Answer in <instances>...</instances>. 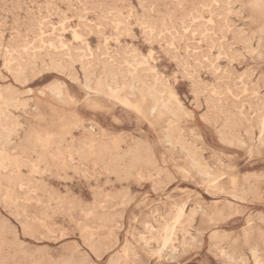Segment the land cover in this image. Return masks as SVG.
<instances>
[{"label": "rangeland", "instance_id": "rangeland-1", "mask_svg": "<svg viewBox=\"0 0 264 264\" xmlns=\"http://www.w3.org/2000/svg\"><path fill=\"white\" fill-rule=\"evenodd\" d=\"M9 1L8 4L5 0H0V35L6 32L5 36L4 34L0 36V92L10 90L16 92L17 100L25 102L27 106L7 109L17 117L22 126L18 127L17 133L12 137L13 142L20 148L0 154V160L8 156L9 158L4 160L10 164L18 158L26 162L38 163V169L32 172L29 166L21 168L18 183L14 180L16 174L0 170V220L2 219L0 226L3 227L2 239L0 238V264H65V262L89 264L91 261L99 264L101 260L104 264H112L117 259L128 264H248L249 261L251 264H256L251 248H257L258 260L264 257V246H262L264 245V228H262L264 141H260L258 132V124L262 118L261 98L258 95L250 96L247 107L252 111L243 113L239 109L245 108L244 103H240L237 109V102L232 101L230 107L228 98L221 95V89L226 92L237 88V81H240V75H244L245 67L250 73H256L261 65L259 53L254 61L255 67H252L251 57L241 63L234 48V45L250 48L253 41L257 48L260 46V32L264 30L261 17L264 16V12L244 7L246 3L253 4V0H206V2L205 0L193 2L166 0L167 4L165 0H154V2L152 0H11L12 3ZM213 2H217L219 7L208 6ZM147 3L150 7L146 6ZM192 3L195 5L193 6ZM140 5L144 7L140 9ZM199 5L205 7L200 8ZM6 6L8 7L5 8ZM168 11L172 13L169 15ZM205 11L209 14L215 13V27L206 38L204 32L207 29L201 28L203 29L199 30L201 38L205 41L208 38L209 42L207 40L201 45L197 40L194 46L190 43L185 27L195 29L197 24L203 25L205 21H201L200 17L204 16ZM16 15L20 18H16ZM26 18L30 20L24 22ZM156 19L162 27L159 24V28L157 27ZM143 20L148 22L149 27L151 26L148 27L147 39L157 40L154 44H149L151 47L148 45L155 53L151 59H146L140 49V45L144 43L143 29L140 27L144 23ZM159 31L164 32L163 35L158 33ZM173 43L175 48L172 47ZM12 48L17 50L14 52ZM213 56L225 57L223 62L217 60L216 63L219 64L220 69H227L231 64L232 71L219 69L212 71L209 60ZM17 61L29 67L24 77L25 82L20 81L17 76ZM109 64L118 71L122 70L126 75L128 69L135 68L149 85L161 84L165 103L175 111V115L166 112L158 119L153 118L154 115L144 116L139 109L142 103L138 86L135 90L123 87L116 97L106 92L96 95L87 89L85 69L98 74L105 65ZM119 78L121 79V74ZM246 79L247 83L241 82L242 87L247 88L251 85L258 89V78L254 80L248 76ZM54 85L62 86L64 93L62 101L52 96L50 89ZM222 98L223 103H221ZM149 102L148 99L143 106L148 105ZM36 106L39 107L38 111L35 110ZM197 113L200 114L199 118ZM74 114L84 120L86 125L94 124L93 131L100 134V144L110 147L105 155L99 158L94 156L81 158L74 154V149L81 145L85 134L83 129H76L70 125V118ZM115 120L120 122L117 123ZM167 134L173 136L174 145L167 141ZM39 138L41 140H38ZM225 147L228 148L227 151H224ZM187 150L196 152L198 158L215 173V177H218L215 181L219 184L218 189L212 188L195 169L190 167ZM135 151L136 153L140 151L139 160L134 159ZM39 159L42 162H39ZM115 166L116 169L118 168L117 173ZM11 170L15 169L11 168ZM116 174L122 179L117 178ZM7 176L10 177L11 182ZM116 179H121L122 183ZM106 183H109V186ZM245 184L255 189L243 193L242 188ZM90 188L91 190L95 188L94 192L89 191ZM98 188L101 189L99 192ZM58 190L61 199H58L60 197ZM16 192H19L17 194L20 198L16 197ZM65 196L67 198H64ZM27 197H31V200L28 201ZM81 199L84 202H80ZM74 206L78 210H75ZM181 208H184L186 216L177 226L173 240L167 247H163L158 239L163 227L166 223H174L175 214ZM16 216H18L17 220ZM28 221L30 224H27ZM75 223L81 228L76 227ZM14 230H17V233ZM52 230H55L53 234ZM12 233H15L14 236ZM5 240L8 242L6 243ZM11 243H15L14 246ZM97 245L99 247L96 248ZM129 248V256H126ZM72 258L75 260L73 261Z\"/></svg>", "mask_w": 264, "mask_h": 264}, {"label": "bare ground", "instance_id": "bare-ground-1", "mask_svg": "<svg viewBox=\"0 0 264 264\" xmlns=\"http://www.w3.org/2000/svg\"><path fill=\"white\" fill-rule=\"evenodd\" d=\"M11 1V0H10ZM9 1V2H10ZM32 1H34V0H32ZM84 1V0H83ZM108 1V0H107ZM126 1V0H125ZM124 1V2H125ZM130 1V0H129ZM138 1V0H137ZM150 1V0H149ZM153 2H154V0H152ZM157 1V0H156ZM194 0H192V2H193ZM204 1V0H203ZM203 1H201V2H203ZM212 1V0H211ZM218 1V0H217ZM5 2H7L8 3V0H5ZM18 2V1H17ZM24 2V1H23ZM22 2V3H23ZM81 2V4H83L82 3V1H80ZM94 2V1H93ZM113 2H115V1H113ZM122 2V1H121ZM161 2V1H160ZM165 3H166V0L164 1ZM169 2H171V1H169ZM174 2H176V1H174ZM174 2H173V4H174ZM182 2H184V1H182ZM185 2H187V1H185ZM205 2H206V0H205ZM221 2H223V1H221ZM4 3V2H3ZM11 3H12V1H11ZM19 3V2H18ZM45 3H47V2H45ZM44 3V4H45ZM66 3V2H65ZM68 3H70V2H68ZM67 3V4H68ZM95 3H96V1H95ZM105 3H108V2H105ZM118 3V2H117ZM150 3V2H149ZM164 3V4H165ZM214 3V2H213ZM215 3H217V2H215ZM224 3V2H223ZM259 3V0H253V4H258ZM9 4V3H8ZM62 4V3H61ZM72 4V3H71ZM73 4H74V2H73ZM110 4H111V2H110ZM109 4V5H110ZM139 4V3H138ZM140 4H142V2L140 3ZM144 4V3H143ZM157 4V3H156ZM167 4V3H166ZM180 4V3H179ZM193 4V3H192ZM197 4V3H196ZM208 4V3H207ZM206 4V5H207ZM210 4H211V2H210ZM210 4H208V6H211ZM1 5V4H0ZM4 5V4H3ZM31 5V4H30ZM36 5V4H35ZM37 5H39L38 3H37ZM40 5H42V4H40ZM48 5V4H47ZM46 5V6H47ZM50 5V4H49ZM90 5V4H89ZM98 5V4H97ZM118 5V4H117ZM122 5H124V4H122ZM121 5V6H122ZM133 5V4H132ZM131 5V6H132ZM150 5V4H149ZM148 5V3H147V5L146 6H149ZM151 5H152V2H151ZM155 5V4H154ZM175 5V4H174ZM181 5H183V4H181ZM195 4H193V6H194ZM204 5H205V3H204ZM10 6V5H9ZM23 5H21V7H22ZM43 6V5H42ZM54 6L56 7V5L54 4ZM63 6V5H62ZM78 6V5H77ZM81 6H83V5H81ZM85 6H86V4H85ZM96 6V5H95ZM99 6V5H98ZM97 6V7H98ZM104 6H105V4H104ZM110 6H112V4L110 5ZM130 6V5H129ZM176 6H178V3H177V5ZM192 6V5H191ZM8 6H6L5 8H7ZM20 7V8H21ZM26 7V6H25ZM31 7H32V5H31ZM44 7V6H43ZM65 7V6H64ZM88 7H90V6H88ZM93 7V6H92ZM150 7V6H149ZM154 7V6H153ZM158 7V6H157ZM156 7V9H158ZM173 7H175V6H173ZM1 8V7H0ZM2 8H4V7H2ZM19 8V9H20ZM39 8V7H38ZM54 8V7H53ZM69 8V7H68ZM67 8V9H68ZM115 8V7H114ZM125 8V7H124ZM196 8V7H195ZM208 8V7H207ZM222 8V7H221ZM57 9V8H56ZM80 9H81V7H80ZM82 9H84V8H82ZM93 9H94V7H93ZM100 9V8H99ZM103 9H104V7H103ZM105 9H107L106 7H105ZM113 9V8H112ZM123 9V8H122ZM133 9H135V8H133ZM132 9V10H133ZM140 9H141V7H140ZM149 9V8H148ZM163 9V8H162ZM175 9H177V8H175ZM182 9V8H181ZM184 9H185V7H184ZM198 9H200V8H198ZM224 9H225V7H224ZM1 10H3V9H1ZM34 10H36V9H34ZM42 11L43 10H45V9H41ZM48 10H49V8H48ZM91 10H92V8H91ZM102 10V9H101ZM117 10V9H116ZM124 10V9H123ZM122 10V11H123ZM136 10V9H135ZM134 10V11H135ZM145 10V9H144ZM150 10H151V8H150ZM155 10V9H154ZM154 10H153V12H154ZM165 10V9H164ZM191 10V9H190ZM194 9H192V11H193ZM204 10V9H203ZM207 10V9H206ZM215 10V9H214ZM70 11V10H69ZM119 11H120V9H119ZM125 11V10H124ZM143 11V10H142ZM156 11V10H155ZM163 11V10H162ZM177 11V10H176ZM181 11V10H180ZM200 11V10H199ZM198 11V12H199ZM208 11V10H207ZM215 11H217V10H215ZM220 11V10H219ZM238 11V10H237ZM9 12V11H8ZM20 12V11H19ZM24 12V11H23ZM45 12H47V11H45ZM58 12V11H57ZM98 12H100V11H98ZM106 12V11H105ZM116 12V11H115ZM137 12V11H136ZM147 12V11H146ZM149 12V11H148ZM152 12V13H153ZM170 11H168V13H169ZM16 13V12H15ZM44 13V12H43ZM77 13V12H76ZM104 13V12H103ZM150 13V12H149ZM148 13V14H149ZM172 13V12H171ZM171 13H169V15L171 14ZM186 13V12H185ZM188 13V12H187ZM205 13V12H204ZM47 14V13H46ZM45 14V17L47 16ZM57 14V13H56ZM55 14V16L56 17H58L57 15ZM83 14V13H82ZM88 14V13H87ZM141 14H142V12H141ZM146 14V13H145ZM159 15L161 14L160 12L158 13ZM175 14V13H174ZM190 14V13H189ZM235 14V13H234ZM9 15V14H8ZM32 15V14H31ZM81 15V14H80ZM102 15V14H101ZM115 15V14H114ZM113 15V16H114ZM117 15H118V13H117ZM116 15V16H117ZM153 15V14H152ZM177 15V14H176ZM176 15H174L175 16V18L177 19V16ZM184 15V14H183ZM225 15V14H224ZM223 15V16H224ZM26 16H27V12H26ZM32 16H34V15H32ZM37 16V15H36ZM38 16H39V14H38ZM99 16H100V14H99ZM104 16V15H103ZM102 16V17H103ZM139 16H141V15H139ZM163 16V15H162ZM171 16H173V15H171ZM187 16H188V14H187ZM218 16V15H217ZM12 17V16H11ZM18 16L16 15V18H17ZM24 17V16H23ZM96 17H97V15H96ZM110 17V16H109ZM118 17H119V15H118ZM137 17V16H136ZM153 17V16H152ZM167 17V16H166ZM182 17V16H181ZM185 17V16H184ZM194 17H196V15H194ZM222 17V16H221ZM2 18V17H1ZM18 18H20V17H18ZM36 18V17H35ZM34 17H33V19H35ZM38 18H41V17H38ZM79 18V17H78ZM99 18V17H98ZM121 18H122V16H121ZM138 18V17H137ZM142 18V17H141ZM146 18V17H145ZM157 18V17H156ZM162 18V17H161ZM5 19V18H4ZM14 19V18H13ZM87 19V18H86ZM97 19V18H96ZM116 19V18H115ZM143 19V18H142ZM148 19H149V17H148ZM154 19H155V17H154ZM168 19V18H167ZM170 19V18H169ZM173 19V18H172ZM171 19V20H172ZM182 19V18H181ZM198 19V18H197ZM226 19H227V17H226ZM25 20H30V19H24V22H25ZM41 20H43V19H41ZM53 20V19H52ZM59 20V19H58ZM63 20V19H62ZM85 20V19H84ZM103 20V19H102ZM150 20V19H149ZM158 20H160V18L158 19ZM163 20H164V17H163ZM179 20V19H178ZM183 20V19H182ZM182 20H180V21H182ZM190 20V19H189ZM4 21V20H3ZM10 21V20H9ZM20 21V20H19ZM54 21V20H53ZM61 21V20H60ZM115 21V20H114ZM152 21V20H151ZM162 21V20H161ZM231 21H233V20H231ZM230 21V22H231ZM14 22L15 23H17L16 22V20H14ZM23 22V23H24ZM34 22V21H33ZM33 22H32V24H33ZM36 22V21H35ZM34 22V23H35ZM104 22V21H103ZM123 22H124V20H123ZM143 22H145V20H143ZM155 22V21H154ZM154 22H152V23H154ZM176 22H177V20H176ZM175 22V23H176ZM179 22V21H178ZM191 22V21H190ZM28 23H29V21H28ZM31 23V22H30ZM41 23V22H40ZM45 23H47V22H45ZM105 23V22H104ZM112 23V22H111ZM156 23H157V19H156ZM169 23V22H168ZM171 23V22H170ZM174 23V24H175ZM187 23H188V21H187ZM186 23V24H187ZM5 24V23H4ZM8 24V23H7ZM61 24V23H60ZM158 24L159 23H157V27H158ZM204 24V23H203ZM227 24H228V22H227ZM239 24V23H238ZM18 25V24H17ZM28 25H31V24H28ZM37 25V24H36ZM43 25H45V24H43ZM81 25V24H80ZM84 25V24H83ZM160 25V24H159ZM176 25H178V24H176ZM175 25V26H176ZM196 25V24H195ZM195 25L193 26V27H195ZM11 26V25H10ZM22 26V25H21ZM40 26V25H39ZM48 26V25H47ZM47 26H45V27H47ZM92 26V25H91ZM108 26H110V25H108ZM153 26H155L154 24H153ZM161 26V25H160ZM166 26H168V25H166ZM188 26V25H187ZM227 26V25H226ZM225 26V27H226ZM20 27V26H19ZM27 27V26H26ZM82 27V26H81ZM106 27H107V25H106ZM148 27H149V25H148ZM151 27V26H150ZM149 27V28H150ZM162 27V26H161ZM170 27V26H169ZM15 28H16V26H15ZM21 28V27H20ZM29 28H31V27H29ZM51 28V27H50ZM56 28V27H55ZM111 28H112V26H111ZM156 28V27H155ZM159 28V27H158ZM165 28H167V29H169L170 30V28H168V27H165ZM178 28V27H177ZM2 29V28H1ZM38 30H39V28H37ZM54 29V28H53ZM176 29V28H175ZM16 30V32H17V29H15ZM58 30V29H57ZM96 30V29H95ZM94 30V31H95ZM157 29H155V31H156ZM160 30V29H159ZM172 30V29H171ZM170 30V31H171ZM201 30H203V29H201ZM217 30V29H216ZM234 30H236V29H234ZM238 30V29H237ZM10 31H12V29L10 30ZM20 31V30H19ZM35 31V30H34ZM75 31V30H74ZM73 31V32H74ZM78 31H80V30H78ZM86 31V30H85ZM93 31V32H94ZM152 31V30H151ZM167 31V30H166ZM8 32V31H7ZM70 32V31H69ZM84 32V31H83ZM102 32V31H101ZM129 32V31H128ZM153 32V31H152ZM151 32V33H152ZM161 32H162V30H161ZM160 31L158 32V33H161ZM182 32H184V31H182ZM218 32V31H217ZM221 32V31H220ZM4 33H6V32H3V34ZM9 33V32H8ZM12 33V32H11ZM75 33V32H74ZM85 33V32H84ZM95 33H96V31H95ZM141 33V32H140ZM150 33V32H149ZM154 33V32H153ZM157 33V32H156ZM164 33V32H163ZM203 33V32H202ZM3 34H1V35H3ZM16 34V33H15ZM58 34V33H57ZM87 34V33H86ZM122 34V33H121ZM133 34V33H132ZM155 34V33H154ZM171 34V33H170ZM182 34V33H181ZM0 35V36H1ZM34 36H35V33L33 34ZM71 35V34H70ZM82 35V34H81ZM141 35V34H140ZM221 35V34H220ZM241 35V34H240ZM4 36H5V34H4ZM17 36H18V34H17ZM33 36V37H34ZM37 36H38V34H37ZM42 36V35H41ZM75 36V35H74ZM83 36V35H82ZM88 36V35H87ZM134 36V35H133ZM132 36V37H133ZM150 36V35H149ZM10 37V36H9ZM13 37V36H12ZM27 37V36H26ZM36 37V36H35ZM77 37V36H76ZM95 37V36H94ZM152 37V36H151ZM160 37V36H159ZM165 37V36H164ZM163 37V38H164ZM181 37V36H180ZM208 37V36H207ZM211 37H213V36H211ZM210 37V38H211ZM3 38V37H2ZM17 38V37H16ZM49 38V37H48ZM74 38V37H73ZM83 38V37H82ZM100 38V37H99ZM105 38V37H104ZM166 38V37H165ZM182 38V37H181ZM189 38V37H188ZM205 38V37H204ZM209 38V39H210ZM236 38V37H235ZM239 38V37H238ZM183 39V38H182ZM212 39V38H211ZM210 39V40H211ZM216 39V38H215ZM214 39V40H215ZM11 40V39H10ZM47 40V39H46ZM178 40H181V39H178ZM207 40H208V38H207ZM207 40L205 41V42H207ZM237 40V39H236ZM8 41V40H7ZM14 41V40H13ZM17 41V40H16ZM19 41H21L20 39H19ZM24 41H26V39L24 40ZM35 41V40H34ZM39 41V40H38ZM42 41V40H41ZM119 41V40H118ZM155 41H157V40H155ZM212 41V40H211ZM211 41H210V43H211ZM45 42V41H44ZM43 42V43H44ZM105 42V41H104ZM168 42V41H167ZM208 42H209V40H208ZM9 43H13V42H10L9 41ZM31 43V42H30ZM33 43V42H32ZM35 43V42H34ZM82 43V42H81ZM116 43V42H115ZM157 43V42H156ZM213 43H214V41H213ZM240 43V42H239ZM1 44V43H0ZM28 44V43H27ZM65 44V43H64ZM24 45V44H23ZM82 45H84V44H82ZM240 45V44H239ZM62 46V45H61ZM73 46V45H72ZM79 46V45H78ZM122 46V45H121ZM120 46V47H121ZM134 46V45H133ZM150 46V45H149ZM160 46V45H159ZM158 46V47H159ZM209 46V45H208ZM241 46V45H240ZM6 47V46H5ZM12 47V46H11ZM11 47H9V49L11 48ZM81 47V46H80ZM91 47V46H90ZM151 47V46H150ZM2 48V47H1ZM16 48V47H15ZM39 48V47H38ZM70 48V47H69ZM78 48V47H77ZM212 48V47H211ZM219 48V47H218ZM222 48V47H221ZM243 48V47H242ZM6 49V48H5ZM8 49V50H9ZM14 48H12V50H13ZM22 49V48H21ZM27 49V48H26ZM127 49V48H126ZM247 49V48H246ZM15 50H17V49H14V52H15ZM19 50V49H18ZM25 50V49H24ZM34 50V49H33ZM76 50V49H75ZM79 50V49H78ZM86 50V49H85ZM133 50V49H132ZM171 49H169V51H170ZM226 50V49H225ZM9 51H11V50H9ZM22 51V50H21ZM94 51V50H93ZM95 51H96V49H95ZM122 51V50H121ZM168 51V50H167ZM221 51V50H220ZM5 52V51H4ZM12 52V51H11ZM163 52V51H162ZM206 52V51H205ZM23 53H24V51H23ZM56 53V52H55ZM76 53V52H75ZM90 53V52H89ZM97 53V52H96ZM119 53V52H118ZM123 53H124V51H123ZM126 53V52H125ZM138 53V52H137ZM5 54V53H4ZM3 54V55H4ZM14 54V53H13ZM185 54V53H184ZM222 54H223V52H222ZM7 55H8V53H7ZM6 55V56H7ZM18 55H20V54H18ZM77 55V54H76ZM80 55V54H79ZM101 55V54H100ZM120 55V54H119ZM125 55V54H124ZM136 55V54H135ZM164 55V54H163ZM170 55V54H169ZM203 55V54H202ZM230 55V54H229ZM102 56V55H101ZM101 56H100V58H101ZM122 56V55H121ZM210 56V55H209ZM228 56V55H227ZM63 57V56H62ZM135 57V56H134ZM10 58V57H9ZM96 58V57H95ZM114 58H116V57H114ZM126 58V57H125ZM174 58H175V55H174ZM177 58V57H176ZM3 59V58H2ZM26 59H28V58H26ZM90 59V58H89ZM106 59V58H105ZM187 59V58H186ZM23 60V59H22ZM98 60H99V58H98ZM208 60V59H207ZM2 61V60H1ZM101 61V60H100ZM125 61V60H124ZM179 61V60H178ZM10 62V61H9ZM16 62V61H15ZM18 62V61H17ZM21 62V61H20ZM20 62H18L17 63V66H16V73H17V76L19 77V79H20V81H22V82H25L26 80H25V74H26V72L28 71V69H29V67L28 66H26V65H24V64H22V63H20ZM28 62V61H27ZM6 63V62H5ZM24 63H26V61L24 62ZM64 63V62H63ZM71 63V62H70ZM102 63H104V62H102ZM108 63V62H107ZM193 63V62H192ZM3 64V63H2ZM9 64V63H8ZM7 64V65H8ZM35 64V63H34ZM237 64V63H236ZM7 65H6V67H7ZM14 65V64H13ZM70 65V64H69ZM143 65V64H142ZM178 65V64H177ZM176 65V66H177ZM226 65V64H225ZM97 66V65H96ZM175 66V67H176ZM207 66V65H206ZM239 66V65H238ZM137 67V66H136ZM12 68V67H11ZM81 68V67H80ZM79 68V69H80ZM126 68V67H125ZM177 68V67H176ZM211 68V67H210ZM234 69V68H233ZM125 70V69H124ZM235 70V69H234ZM81 71V70H80ZM143 71H144V69H143ZM217 71V70H216ZM124 72L122 71V70H119L118 71V69L117 68H115L113 65H105V67L101 70V72H99L98 74H96V72L95 71H90V70H88V69H85V81H86V83H85V86H86V88L87 89H89L90 91H92V92H94L96 95H100L101 93H104V92H106V94H111V96H114V97H116V96H118L119 95V91L120 90H122L123 89V87H128V88H130L131 90H135L136 88H137V86L138 87H140V88H138L139 89V91H140V94H141V103H142V105L139 107V109H140V111L143 113V115L144 116H146V117H149V116H151V115H154L153 116V118H157L158 119V117H160V116H162L163 114H165L166 112H169V113H172V114H174L175 115V111L172 109V108H170L166 103H165V100H164V98H163V96H162V94H163V92H164V89H162V85L161 84H154V85H149L144 79H143V76H141L140 74H139V71L137 70V69H135V68H133V70H131V69H128L127 70V75L126 74H123ZM159 73V72H158ZM217 73V72H216ZM13 74V73H12ZM121 74V79L119 78V75ZM223 74V73H222ZM222 74L220 75V76H222ZM225 74V73H224ZM129 76V77H128ZM213 76V75H212ZM241 76V75H240ZM83 77V76H82ZM188 77V76H187ZM224 77V76H223ZM2 79H3V77H2ZM236 79H238V78H236ZM9 80V79H8ZM16 80V79H15ZM19 81V80H18ZM124 81V82H123ZM185 81V80H184ZM2 82V81H1ZM15 83V82H14ZM59 84V83H58ZM234 84V83H233ZM9 85V84H8ZM60 85V84H59ZM216 86V85H215ZM62 87V86H61ZM61 87L60 86H58V85H54V86H52V88L50 89V91H51V93H52V96L53 97H55L56 99H59V100H63L64 99V93H63V91H62V89H61ZM188 87V86H187ZM204 88V87H203ZM26 92H31V90H29V91H27V90H25ZM191 92V91H190ZM24 93V92H23ZM184 95V94H183ZM26 96V95H25ZM183 97V96H182ZM184 98V97H183ZM150 100V102H149V104L148 105H146V106H143L144 105V103H147V100ZM32 100V99H31ZM92 103V102H91ZM168 103H169V101H168ZM205 103V102H204ZM27 106V104L25 103V102H21L20 100H17V95H16V92H13V91H7V92H3V91H1L0 92V147H1V150H0V154L1 155H3V154H5V152H7V151H16L17 149H19L20 147L16 144V143H14L13 142V139H12V137H13V135H15L16 133H17V131H18V127L19 126H21V124L18 122V120H17V117H15V115H13L9 110H7L9 107H12V108H14V109H19L20 107H23V108H25ZM129 106V105H128ZM206 106V105H205ZM186 107V106H185ZM35 110L36 111H38L39 110V107L38 106H36V108H35ZM197 110V109H196ZM15 111V110H14ZM18 111V110H17ZM249 115V114H248ZM235 116V115H234ZM21 118V117H20ZM208 119V118H207ZM20 120V119H19ZM201 120H202V118H201ZM242 120V119H241ZM116 122H117V120H115ZM120 121H118L117 123H119ZM116 123V124H117ZM160 124V123H159ZM70 125H72V127H74V128H81V129H83L84 130V132H85V134H84V139H83V141H82V143H81V145H79L78 147H76L75 149H74V154H76V155H78L79 157H81V158H83V157H91V156H94V157H96V158H99V157H102L103 155H105V153H106V151L110 148L109 146H106V145H101L100 144V142H99V138H100V134L99 133H96V132H94L93 131V128H94V124H89V125H86L85 123H84V120H82V119H80V118H78V116L76 115V114H74V115H72L71 116V118H70ZM262 126H264V117H262L261 118V120L259 121V124H258V128H259V133H260V141H264V139H262V137H261V129H262ZM22 127V126H21ZM135 127V126H134ZM247 130V129H246ZM141 132H143V131H141ZM256 132V131H255ZM66 135V134H65ZM69 136V135H68ZM154 137V136H153ZM71 138V137H70ZM79 138V137H78ZM107 138V137H106ZM166 138H167V141L171 144V145H174V139H173V136L172 135H169V134H167L166 135ZM243 139V138H242ZM38 140H41L40 138L38 139ZM81 141V140H80ZM139 141V140H138ZM138 143V142H137ZM220 143V142H219ZM64 144V143H63ZM141 144V143H140ZM139 144V145H140ZM138 145V144H137ZM134 147V146H133ZM137 147V146H136ZM182 147L183 148H185V146H183L182 145ZM130 148V147H129ZM137 149V148H136ZM168 149V148H167ZM114 151H115V149H113ZM132 150V149H131ZM133 150H134V148H133ZM130 152V151H129ZM140 152V151H139ZM139 152H137L136 153V151L134 152V159H140L139 158ZM147 153H148V151H147ZM110 154V153H109ZM112 154V153H111ZM129 155V154H128ZM151 155V154H150ZM161 155V154H160ZM54 156V155H53ZM115 156V155H114ZM118 156V155H117ZM57 157V156H56ZM68 157V156H67ZM5 158H9L8 156H6ZM5 158H3V159H1L0 160V170H5V171H7L9 174H12V173H14V174H16L17 176H16V178L14 179L15 180V182L16 183H18V180H19V176L21 175V168H23V167H26V166H29L30 168H31V171L32 172H35L37 169H38V163H34V162H26V161H24V160H22V159H14V161H12V163H10V164H7L6 162H5ZM61 158V157H60ZM72 158V157H71ZM109 158V157H108ZM120 158V157H119ZM148 159H149V155H148V157H147ZM187 158H188V160H189V164H190V167L192 168V169H195L196 171H197V173L198 174H200L202 177H203V179H204V181H206L207 183H209L210 184V186L212 187V188H214V189H218L219 188V184H217V183H215V181L218 179V177H215V173L214 172H212L211 171V169L208 167V165H205L204 163H203V161L200 159V158H198V156H197V154H196V152H194V151H192V150H187ZM52 159V158H51ZM68 159V158H67ZM73 159V158H72ZM102 159V158H101ZM121 159V158H120ZM148 159H147V161H148ZM100 160V159H99ZM135 161V160H134ZM163 161V160H162ZM39 162H42V160L41 159H39ZM83 162H85V161H83ZM82 162V163H83ZM102 162H103V160H102ZM115 162H117V161H115ZM98 163V162H97ZM148 163V162H147ZM30 164V165H29ZM107 164V163H106ZM163 164V163H162ZM119 165H120V163H119ZM133 165V164H132ZM139 165V164H138ZM149 165V164H148ZM157 165V164H156ZM164 166V165H163ZM109 167V166H108ZM117 167H118V165H117ZM120 167V166H119ZM172 167V166H171ZM11 168H14L15 170H11ZM134 168V167H133ZM232 168V167H231ZM115 169H116V166H115ZM115 169H113V171L115 170ZM118 169V168H117ZM115 170V172L116 171H118V170ZM166 170V169H165ZM30 171V172H31ZM109 172V171H108ZM110 172H112V171H110ZM120 172V171H119ZM160 172V171H159ZM4 173V172H3ZM78 173V172H77ZM117 173V172H116ZM125 173H128V172H125ZM1 174V173H0ZM32 174V173H31ZM113 174V173H112ZM127 175V174H126ZM112 176V175H111ZM127 176H129V175H127ZM132 176V175H131ZM130 176V177H131ZM1 177H3V176H1ZM8 177V176H7ZM23 177V176H22ZM29 177V176H28ZM113 177V176H112ZM116 177H117V174H116ZM9 179H10V177H8ZM13 178V177H12ZM23 178H25V177H23ZM32 178V177H31ZM117 178H121V177H119V175H118V177ZM27 179V178H26ZM30 179V178H29ZM114 179V178H113ZM122 179V178H121ZM120 179V180H121ZM2 180H4V179H2ZM117 180V179H116ZM120 180H117V181H120ZM7 181H9V180H7ZM12 181H13V179H12ZM20 181V180H19ZM21 181L23 182V180H22V178H21ZM25 181V180H24ZM107 181V180H106ZM10 182H11V179H10ZM107 182H110V180H108ZM121 182V181H120ZM7 183V182H6ZM20 183V182H19ZM72 183V182H71ZM122 183V182H121ZM125 183V182H124ZM128 182L126 181V184H127ZM38 184V183H37ZM40 184V183H39ZM107 184V183H106ZM105 184V185H106ZM111 184V183H110ZM195 184V183H194ZM25 185V184H24ZM42 185V184H41ZM48 185V184H47ZM104 185V186H105ZM108 186H109V183L107 184ZM163 185V184H162ZM21 187H22V184L20 185ZM15 187V186H14ZM13 187V188H14ZM18 187V186H17ZM17 187H15V188H17ZM42 187V186H41ZM32 188V187H31ZM34 188V187H33ZM44 188V187H43ZM42 188V190H44V189H47L46 187L43 189ZM52 188V187H51ZM67 188V187H66ZM92 188V187H91ZM91 188L89 189V191L91 190ZM96 188V187H95ZM95 188H93V189H95ZM155 188V187H154ZM28 189V188H27ZM26 189V190H27ZM30 189V188H29ZM37 189H39V188H37ZM93 189L91 190V191H93ZM97 189V188H96ZM99 189L100 188H98V192H99ZM255 188L253 187V186H250V185H247V184H245L244 186H243V188H242V191H243V193H249V192H251V191H253ZM15 190V189H14ZM31 190V189H30ZM41 190V191H42ZM52 190V189H51ZM63 190H64V187H63ZM101 190V189H100ZM129 190V189H128ZM128 190H127V192H128ZM152 190H154L153 188H152ZM156 190V189H155ZM234 190L235 191H237L235 188H234ZM15 191H18V190H15ZM41 191H40V193H41ZM44 191H46V190H44ZM14 192V191H13ZM22 192V191H21ZM29 192V191H28ZM50 192V191H49ZM58 192H59V190H58ZM70 192V191H69ZM94 192V191H93ZM92 192V193H93ZM96 192V191H95ZM123 192H124V190H123ZM222 192V191H221ZM17 193H19V192H16V194ZM37 193H39L38 192V190H37ZM54 193V192H53ZM101 193V192H100ZM100 193H99V195H100ZM154 193H155V191H154ZM171 193V192H170ZM42 194H44L43 192H42ZM46 194H48V193H46ZM59 194H60V197L58 198V199H61V193L59 192ZM66 194H68L67 192H66ZM95 194H97V193H95ZM110 194H111V192H110ZM109 194V195H110ZM53 195V194H52ZM57 195V194H56ZM63 195V194H62ZM102 195V194H101ZM104 195V194H103ZM168 195V194H167ZM25 196V195H24ZM27 196H29L28 194H27ZM33 196H34V194H33ZM54 196V195H53ZM98 196V195H97ZM105 196V195H104ZM116 196V195H115ZM124 196V195H123ZM16 197H19L20 198V195L18 196V194L16 195ZM16 197H14V199L16 198ZM32 197V196H31ZM31 197H27V200L28 199H30ZM57 197V196H56ZM69 197V196H68ZM76 197V196H75ZM110 197H112V196H110ZM22 198V197H21ZM36 198H39V197H37L36 196ZM49 198V197H48ZM55 198V197H54ZM53 198V199H54ZM64 198H67V196H65ZM73 198H74V196H73ZM77 198H78V196H77ZM98 198H100L99 196H98ZM104 198V197H103ZM164 198V197H163ZM23 199H25V198H23ZM69 199H71V198H69ZM74 199H76V198H74ZM106 199V198H105ZM31 200V199H30ZM33 200H35V198L33 199ZM38 200H40V198L38 199ZM44 200V199H43ZM48 200V199H47ZM49 200H50V198H49ZM63 200V199H62ZM62 200H60V201H62ZM95 200H96V196H95ZM98 200V199H97ZM101 200V199H100ZM142 200V199H141ZM24 201H26V200H24ZM29 201V200H28ZM41 201V200H40ZM72 201V200H71ZM77 202H78V200H76ZM81 201H83L82 199L80 200V202ZM108 201V200H107ZM113 201V200H112ZM37 202H39V201H37ZM36 202V203H37ZM51 202V201H50ZM76 202V203H77ZM84 202V201H83ZM95 202H97V201H95ZM210 202H212V201H210ZM21 202H19V204H20ZM26 203V202H25ZM49 203V202H48ZM58 203V202H57ZM62 203H64V201L62 202ZM76 203H74V204H76ZM98 203V202H97ZM96 203V204H97ZM100 203V202H99ZM23 204V203H22ZM21 204V205H22ZM34 204V203H33ZM59 204V203H58ZM57 204V205H58ZM79 204V203H78ZM82 204V203H81ZM90 204V203H89ZM88 204V205H89ZM102 204H104V203H102ZM102 204H100V205H102ZM205 204V203H204ZM40 205V204H39ZM65 205H67V203L65 204ZM64 205V206H65ZM80 205V204H79ZM84 205V204H83ZM86 205V204H85ZM87 205V206H88ZM91 205V204H90ZM95 205V204H94ZM94 205H92V206H94ZM99 205V204H98ZM109 205V204H108ZM37 206V205H36ZM81 206V205H80ZM14 207V206H13ZM23 207L25 208V206L23 205ZM41 207V206H40ZM39 207V208H40ZM48 207V206H47ZM50 207V206H49ZM61 207V206H60ZM59 207V208H60ZM72 207V206H71ZM75 207V210H78V209H76V206H74ZM91 207V206H90ZM97 207V206H96ZM21 208V207H20ZM32 208H33V206H32ZM58 208V207H57ZM86 208V207H85ZM89 208V207H88ZM105 208V207H104ZM28 209V208H27ZM42 209H44L43 207H42ZM49 209V208H48ZM51 209V208H50ZM74 209V208H73ZM79 209L81 210V208L79 207ZM26 210V209H25ZM31 210V209H30ZM37 210V209H36ZM52 210H54V209H52ZM68 210H69V208H68ZM85 210V209H84ZM89 210H90V208H89ZM94 210V209H93ZM15 211H16V209H15ZM43 211H45V210H43ZM48 211V210H47ZM63 211V210H62ZM67 211V210H66ZM72 211V210H71ZM87 211V210H86ZM91 211V210H90ZM19 212H21V211H19ZM32 212V211H31ZM30 212V213H31ZM37 212V211H36ZM42 212V211H41ZM65 212V211H64ZM78 212H80V211H78ZM13 213V212H12ZM17 213H18V211H17ZM38 213V212H37ZM49 213V212H48ZM76 213V212H75ZM81 213V212H80ZM85 213V212H84ZM86 213H88V211L86 212ZM21 214V213H20ZM44 214V213H43ZM47 214V213H46ZM61 214V213H60ZM72 214V213H71ZM71 214H69L70 216H71ZM74 214V213H73ZM94 214H96V213H94ZM98 214V213H97ZM7 215V214H6ZM9 215H11V214H9ZM16 214H14V216H15ZM22 215L24 216V214L22 213ZM35 215V214H34ZM37 215V214H36ZM39 215H40V213H39ZM42 215V214H41ZM80 215V214H79ZM82 215V214H81ZM26 216V215H25ZM43 216V215H42ZM50 216V215H49ZM56 216V215H55ZM58 216V215H57ZM65 216H67V215H65ZM69 216V217H70ZM95 216V215H94ZM186 216V213L184 212V208H181L180 210H178L177 211V213L175 214V220H174V223L173 224H169V223H166L165 224V226L163 227V230H162V234L159 236V240L161 241V244L163 245V247H167L169 244H170V242L173 240V237L175 236V233H176V230H177V226H179L182 222H183V220H184V217ZM17 217L18 216H16V220H17ZM27 217V216H26ZM25 217V218H26ZM44 217V216H43ZM72 217V216H71ZM130 217V216H129ZM28 218V217H27ZM30 218H32V217H30ZM46 218H47V215H46ZM94 218V217H93ZM96 218H97V216H96ZM102 218V217H101ZM15 219V218H14ZM48 219V218H47ZM52 219H54V218H52ZM69 219V218H68ZM2 220V219H1ZM0 220V221H1ZM19 220V219H18ZM34 220H35V217H34ZM50 220V219H49ZM71 220V219H70ZM97 220H98V218H97ZM103 220V219H102ZM3 221H5V220H3ZM3 221H2V223H3ZM8 221V220H7ZM20 221V220H19ZM37 221V220H36ZM40 221H43V220H41L40 219ZM86 221V220H85ZM84 221V222H85ZM96 221V220H95ZM167 221V220H166ZM25 222H26V220H25ZM25 222H24V224H25ZM30 221H28V223L27 224H30L29 223ZM72 222V221H71ZM70 222V223H71ZM81 222V221H80ZM87 222V221H86ZM85 222V223H86ZM5 223V222H4ZM20 223V222H19ZM41 223V222H40ZM53 223V222H52ZM74 223V222H73ZM79 223V222H78ZM84 223V224H85ZM88 223H89V220H88ZM6 224H7V222H6ZM26 224V225H27ZM32 224V223H31ZM39 224V223H38ZM37 224V225H38ZM49 224H51V223H49ZM49 224H48V226H49ZM10 225V224H9ZM41 225V224H40ZM47 225V224H46ZM56 225V224H55ZM82 226H83V224H81ZM249 225V224H248ZM11 226V225H10ZM36 226V225H35ZM75 226L76 227H79L78 225H77V223H75ZM29 227V226H28ZM42 227H43V225H42ZM52 227V226H51ZM54 227V226H53ZM61 227V226H60ZM10 228V227H9ZM13 228V227H12ZM11 228V229H12ZM33 228V227H32ZM47 228V227H46ZM49 228V227H48ZM57 228H59V227H57ZM63 228V227H62ZM79 228H81V227H79ZM96 228V227H95ZM5 229H6V227H5ZM8 229V228H7ZM15 229V228H14ZM40 229V231H41V228H39ZM43 229V228H42ZM50 229V228H49ZM48 229V230H49ZM3 227L2 226H0V238H1V233H3ZM33 230V229H32ZM46 230V229H45ZM47 230V231H48ZM95 230V229H94ZM2 231V232H1ZM7 231V230H6ZM15 232L17 231V230H14ZM23 231H24V229H23ZM27 231V230H26ZM30 231V230H29ZM34 231H36V228L34 229ZM50 231V230H49ZM53 232H52V234L55 232V230H52ZM57 231H59V230H57ZM28 232V231H27ZM38 232V231H37ZM44 232H46V231H44ZM63 232V231H62ZM64 232H66L65 231V229H64ZM69 232V231H68ZM216 232V231H215ZM5 233V232H4ZM7 233H9V232H7ZM11 233V232H10ZM17 233V232H16ZM36 233V232H35ZM39 233V232H38ZM47 233V232H46ZM50 233V232H49ZM13 234V236H14V234L15 233H12ZM11 234V235H12ZM24 234V233H23ZM41 234H44V233H41ZM66 234V233H65ZM5 235V234H4ZM11 235H10V237H11ZM19 235V234H18ZM22 235V234H21ZM29 235V234H28ZM44 235H46V234H44ZM48 235V234H47ZM51 235V234H50ZM89 235H90V233H89ZM127 235V234H126ZM7 236V235H6ZM12 236V237H13ZM16 236V235H15ZM24 236V235H23ZM25 236H27V233H26V235ZM42 236V235H41ZM49 236V235H48ZM87 236V235H86ZM91 236V235H90ZM94 236V235H93ZM18 237V236H17ZM31 237H33V236H31ZM44 237V236H43ZM98 237V236H97ZM115 237V236H114ZM209 237V236H208ZM30 238V237H29ZM34 238V237H33ZM47 238V237H46ZM52 238H53V236H52ZM61 238V237H60ZM2 239V238H1ZM18 239V238H17ZM48 239V238H47ZM101 239V238H100ZM117 239V238H116ZM225 239V238H224ZM16 240V239H15ZM54 240H56V239H54ZM81 240H83V239H81ZM209 240H211V239H209ZM6 241V240H5ZM18 241V240H17ZM48 241H49V239H48ZM52 241V240H51ZM92 241V240H91ZM104 241V240H103ZM214 241V240H213ZM8 241H6V243H7ZM12 242H14L13 240H12ZM27 242V241H26ZM86 242V241H85ZM205 242V241H204ZM16 243V242H15ZM15 243H11L12 245L13 244H15ZM92 243H94V242H92ZM95 243H97V242H95ZM94 243V244H95ZM99 243V242H98ZM97 243V244H98ZM17 244V243H16ZM18 244H20L19 242H18ZM22 245H23V243H21ZM56 244V243H55ZM85 244V243H84ZM100 244V243H99ZM6 245V244H5ZM102 245V244H101ZM1 246V245H0ZM4 246V245H3ZM14 246V245H13ZM12 246V247H13ZM20 246V245H19ZM19 246H16V247H19ZM32 246V245H31ZM85 246V245H84ZM103 246V245H102ZM11 247V246H10ZM21 247V246H20ZM46 247V249H47V246H45ZM97 247H99L98 245L96 246V248ZM91 248H93V246L91 247ZM90 248V249H91ZM2 249V248H1ZM17 249V248H16ZM80 249V248H79ZM89 249V248H88ZM20 251H21V249H19ZM42 250H44V247H43V249ZM72 250H73V248H72ZM92 250V249H91ZM90 250V251H91ZM93 250H95V248L93 249ZM98 250V249H97ZM19 251V252H20ZM22 251H23V249H22ZM38 251V250H37ZM40 251V250H39ZM48 251H51V250H49L48 249ZM78 251V250H77ZM86 251V250H85ZM121 251V250H120ZM8 252V251H7ZM41 252V251H40ZM92 252V251H91ZM97 252V251H96ZM107 251H105V253H106ZM130 252V248L126 251V256H129V253ZM175 252V251H174ZM33 253H36V252H33ZM38 253V252H37ZM36 253V254H37ZM44 253V252H43ZM42 253V254H43ZM86 253V252H85ZM95 253V252H94ZM93 253V254H94ZM98 253V252H97ZM235 253V252H234ZM251 253H252V255H253V257L255 258V260L256 261H258V258H257V248H251ZM30 254V253H29ZM32 254V253H31ZM39 254V253H38ZM41 254V253H40ZM24 256H25V253L23 254ZM96 255V254H95ZM35 256V255H34ZM48 256V255H47ZM93 256V255H92ZM98 256V255H97ZM28 257V256H27ZM31 257V256H30ZM37 257H39V256H37ZM49 257V256H48ZM113 257V256H112ZM196 257V256H195ZM44 259H45V257H43ZM77 258V257H76ZM127 258V257H126ZM58 259V258H57ZM73 259V258H72ZM83 259V258H82ZM86 259V258H85ZM111 259V258H110ZM28 260H30V259H28ZM52 260V259H51ZM75 259H73V261H74ZM81 260V259H80ZM84 260V259H83ZM83 260H81V261H83ZM97 260H98V258H97ZM38 261H40V259H38ZM49 261V260H48ZM60 261V260H59ZM66 261H68V260H66ZM29 262H31V261H29ZM62 262V261H61ZM60 262V263H61ZM70 262V261H69ZM68 262V263H69ZM67 262H65V264H66ZM73 263V262H72ZM79 263V262H78ZM84 263V262H83ZM86 263V262H85ZM70 264H71V262H70ZM108 264V263H107ZM112 264H128L127 262H125V263H122L121 261H120V259H117V260H115V261H113L112 262Z\"/></svg>", "mask_w": 264, "mask_h": 264}, {"label": "snow or ice", "instance_id": "snow-or-ice-1", "mask_svg": "<svg viewBox=\"0 0 264 264\" xmlns=\"http://www.w3.org/2000/svg\"><path fill=\"white\" fill-rule=\"evenodd\" d=\"M231 6V5H230ZM141 8L144 7V5H140ZM163 7H169V5H163ZM183 7V6H181ZM198 7L204 8V5H199ZM212 8H218L219 4L213 3L211 5ZM245 8L249 9H259L261 12H264V0H260L258 4H245ZM247 15V13H244ZM206 18V19H205ZM201 21H205L203 25L197 24L195 29H189L185 27V32L187 33L188 37L190 38V43L195 46V42L197 40L200 41V44L205 43V39H202L200 36V29L201 28H206L207 31L204 32V37L206 38L208 34L214 29L215 27V13L212 12L209 14L207 11H205L204 16L200 17ZM261 22L264 23V16L261 17ZM140 27L143 29V37H144V43L140 45L141 51L144 53L146 59H151L154 57L155 53L150 50L149 44H154L155 39L148 40L147 35H148V22L145 21L140 25ZM163 35V33H161ZM137 39H140V37H137ZM173 48H175V43L172 45ZM234 48H236V55L238 56L239 60L241 63H244L245 61H248L249 58L251 57L252 59V67H255V59L257 56V53H259V58L262 61L261 65L259 67V70L256 73H250L249 69L245 67L244 69V75L240 76V81H237V88L236 89H230L228 91H224L221 89V95L222 97H227L229 106L232 107V101H236V108L239 109V104L244 103L245 108L244 109H239L240 112L243 113H248L251 112L252 109L247 107V102L249 101V97L252 95H258L261 98V116L264 117V30H261L260 32V46L257 48L255 46V42L253 41L252 46L250 48H242L238 45H234ZM242 53V55H241ZM206 58H207V54ZM226 58L221 56V57H216L213 56L210 60L209 63L212 65V71H215L219 69L220 71H232L231 64H229V67L227 69H220L219 64L216 63L217 60H220L223 62ZM237 75H240L237 73ZM251 76L252 79L256 80L258 78V89L257 87L253 86H248L247 88L241 86V82L247 83V77ZM224 100L222 98L221 103H223ZM199 113H197V118H199ZM261 137L264 139V126H262L261 129ZM228 148L225 147L224 151H227ZM262 228H264V225H262ZM264 246V245H262ZM89 264H96L95 261L89 262ZM99 264H104V261L101 260L99 261ZM248 264H251V261L248 262ZM256 264H264V257H262L260 260L256 261Z\"/></svg>", "mask_w": 264, "mask_h": 264}]
</instances>
